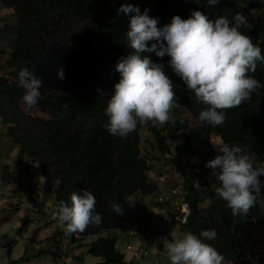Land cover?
Here are the masks:
<instances>
[{
	"label": "trees",
	"instance_id": "obj_1",
	"mask_svg": "<svg viewBox=\"0 0 264 264\" xmlns=\"http://www.w3.org/2000/svg\"><path fill=\"white\" fill-rule=\"evenodd\" d=\"M244 2L241 5L235 0H219L209 6L206 0H0L1 5L16 13L17 19L12 27V47L0 61V120L18 147V165L27 169L30 163L37 162L44 188L55 184L56 204L68 203L70 193L81 189L94 195L101 223L88 225L76 247L86 248L93 258L102 259L97 264L125 263L124 254L116 248L117 238L111 234L123 227L132 195H149L157 190L145 175L149 158H144L141 147L144 126L138 121L136 129L125 137L110 135L103 127L107 99L80 91L51 90L27 64L44 54L50 40L63 38L78 49L98 51L117 81L114 65L131 51L124 32L132 13L118 14L121 4H132L141 12L147 8V15L158 18L157 26L167 23L172 15L187 18L192 10L201 11L210 20L225 16L231 21L234 14L240 13L251 24V28L240 30L264 55V20L251 14L263 4L260 0ZM141 55L163 63V71L173 84L176 104L169 109V119L148 130L151 146L165 156L181 182L180 199L189 210L182 228L196 235L202 229H215L216 237L205 242L232 264H264V211L253 206L246 215H232L215 195L219 182L213 187L204 167L215 153L214 139L220 144H235L242 154L257 160L254 165L264 167V64L257 61L255 71L248 73L261 87L238 106L224 109L222 124L212 127L198 120L200 127L192 128L181 117L182 109L197 118L206 105L190 99V91L167 66L166 55ZM20 68H27L41 80V95L30 109L20 99L24 92L17 83ZM186 169L196 178V184L188 180ZM258 179L264 181V175ZM261 197L264 198V185ZM112 202L123 207L121 214L113 212ZM21 221L19 233L31 218Z\"/></svg>",
	"mask_w": 264,
	"mask_h": 264
},
{
	"label": "clouds",
	"instance_id": "obj_2",
	"mask_svg": "<svg viewBox=\"0 0 264 264\" xmlns=\"http://www.w3.org/2000/svg\"><path fill=\"white\" fill-rule=\"evenodd\" d=\"M206 3L216 5L219 0H206ZM116 11L118 14L132 13L124 32L131 51L114 65L118 80L112 84L103 109L106 117L103 127L110 135L125 137L136 129L138 121L151 120L162 125L169 119V109L176 104L172 81L163 71L164 64L153 62L147 55H141L142 52L168 57L167 66L190 91V99L206 105L198 112L197 119L212 127L224 122V109L238 106L261 87L260 82L248 73L255 71L257 61L264 64V55H261L260 47L240 30L241 27L251 28L242 14H234L231 21L225 16L210 20L201 11L192 10L187 18L172 15L167 23L157 26L158 18L147 15V8L141 12L132 4H121ZM56 76L63 78L61 70L57 69ZM17 83L24 89L20 99L25 108L30 109L41 95V80L27 68H20ZM215 152L213 158L204 162V167L211 169L219 182L214 189L216 197L225 202L224 206L234 216L246 215L253 206L264 211V198L261 197L264 181L258 179L264 175V167L254 165L257 160L242 154L235 144L221 143ZM155 199L169 216L171 214L164 205L185 204L182 201L165 202L160 195ZM35 201L38 199L33 198L26 204ZM39 202L40 208L42 202ZM53 203L56 204L55 201L50 204ZM95 203L94 195L81 189L79 193H70L68 203L56 204L52 217L67 233H81L88 225L101 223ZM111 208L117 215L123 211L116 202L111 203ZM40 211L35 212L39 214ZM50 212L51 206L41 219L45 226L51 224L44 221ZM49 237L66 238L76 245L81 240L69 239L57 228ZM215 237V229H202L199 235L186 231L172 239L161 236L158 240L162 242L170 264H222V254L205 242ZM72 248L65 246L62 250L64 262L76 246Z\"/></svg>",
	"mask_w": 264,
	"mask_h": 264
},
{
	"label": "crops",
	"instance_id": "obj_3",
	"mask_svg": "<svg viewBox=\"0 0 264 264\" xmlns=\"http://www.w3.org/2000/svg\"><path fill=\"white\" fill-rule=\"evenodd\" d=\"M2 20L3 17L0 11V30L4 27ZM5 34L6 33H2L1 35L5 36ZM1 43L7 45L9 48L12 46V41L9 44L5 41V39H3ZM151 141L152 138H146V143H141V147L144 158L153 159H147L148 167L145 174L146 179L149 182L157 185V191L154 193L157 195L149 194L141 196L139 194H134L129 199L126 221L123 227L115 230L111 234L116 236L117 240L119 239L121 241V246L123 248L122 253L124 254L125 259L124 264H170L166 256L157 254L155 246L163 249L162 242L159 241L158 238L163 236L172 239L177 234L186 232V230H184L179 223L170 221L171 218L166 210H164L160 203H158L155 199L156 196L160 195L164 198L165 202H181L180 197L183 194V191L180 189L181 183L178 180L177 173H175L173 167L166 162L165 156L151 146ZM12 142L13 141L9 138L6 140V143H10L8 146L6 144H2L0 146V188L3 191V194L8 196L11 201H18L20 209L0 204V223L7 220L9 221L12 217H18L20 220L21 218L29 217L23 213V206L27 201L31 200L30 198L33 199L36 197L43 199V205H40L41 211L38 214L39 220L41 221L43 214L49 211L48 202L51 203L54 201V189L50 186L46 191H44V180L40 172H37L36 175L27 177L26 175L18 173V168H14L15 164L13 162V165L9 163V158L14 157V151L16 150V145ZM185 171L187 173L188 180L196 184V178L189 172V170L186 169ZM205 171L209 173L212 170L205 167ZM22 199H24V201H21ZM134 199L140 200L132 205ZM135 216L137 217V221L140 219L143 221L141 223L143 227V229L141 228L142 232L139 231V225H136L137 227L135 228ZM1 227L3 226H0V228ZM129 230H132L134 234L129 236ZM42 232L45 233V236ZM50 234L51 232L48 231L45 226L44 228L42 227L41 229H37L36 239L31 241V244L34 245L35 249L37 248L36 245L39 243L45 245L49 244L52 247V250H50L49 253H51L53 261H55L54 264H66L68 258L76 259L77 256L74 254V251L83 249L76 247L73 251H71V253L68 251L69 255L66 257L64 262L62 259L63 257L61 256L64 247L67 246L68 249H71L73 246L77 245L75 243L70 244L72 241H68L66 238L58 240L55 237H49ZM9 238L11 237L4 235L1 236L0 233V244L7 245L9 248L8 254L11 255L14 241H17L18 239L15 240L14 238V241H11ZM128 243L131 247L126 249L125 246ZM133 252H137L135 257H133ZM10 255L7 257L10 258ZM97 259L98 263L102 262V259Z\"/></svg>",
	"mask_w": 264,
	"mask_h": 264
},
{
	"label": "rangeland",
	"instance_id": "obj_4",
	"mask_svg": "<svg viewBox=\"0 0 264 264\" xmlns=\"http://www.w3.org/2000/svg\"><path fill=\"white\" fill-rule=\"evenodd\" d=\"M235 1L238 4L245 5V2H244L245 0H235ZM260 3L263 4V6L260 7L259 9L251 11V14L253 17H259V18H262L264 20V0H260ZM0 11H1V14L3 17L2 22L4 24V27H2V30H0V32H1L0 35L2 33H6L5 36H2V35L0 36V61H4V59L7 56L8 51L11 48H9L7 45H4L3 43H1V41L3 39H5V41H7L9 44L11 43V41H12L11 44H13L14 30L12 29V27H14L16 25L17 19H16V13L11 8H6L0 4ZM7 25L10 28H8ZM263 26H264V24H263ZM7 33H9V34H7ZM181 117L184 120H186L189 123L188 125L191 126L192 128L200 127V122L198 121V119L193 114L188 112L187 110L182 109ZM141 124L144 126V130L142 132V137H141V140L143 139L142 143H144V144L146 143V141H145L146 138L149 137V130H148L149 126H152L153 124H155L156 126L160 127L163 125V124L161 125L159 123L153 122L151 120H144L141 122ZM6 133H7L6 132V126H5V124L2 123V121H0V146L2 144H6L7 146L10 144V143H6V140L9 139V137L7 136ZM213 142H214V146H215L214 149L216 150L219 147L220 142L217 139H214ZM17 153H18V147L16 145V150L14 151V157L9 158V160H10L9 163H11L12 165H13V163L15 164L14 168H16V167L18 168L19 174H23V175H26L27 177H30L32 175H36L37 172L41 173L40 167H39L37 162L30 163L29 166L27 167V169H23L21 167V165H18L17 159H16ZM215 153L211 155V158L214 157ZM149 160H153V159H149ZM207 174L210 177L211 185L214 187L216 184V180H215V176H214L213 171H211ZM178 180H179V178H178ZM179 182H180V180H179ZM50 186H52V189H54L55 184L49 185V186H47V188H44V186H43L44 191H46ZM154 195H157V194H154ZM36 199L40 200L42 202L41 204L43 205V199L42 198L36 197ZM139 200L134 199L132 205L134 203H137ZM21 201H24V199H22ZM16 202H18V201H16ZM48 206H52V204H50L48 202ZM39 209H41V208H39ZM23 211H24L23 212L24 214H26L27 216H29L31 218V221L28 224V226L23 228V230L20 232V234H18L17 229L22 228L23 223L18 217H12L11 220L3 221L2 223H0V226H3L0 228L1 236H3V235L9 236V237H11V238H9L11 241L14 240L15 236H17V235L20 236L17 241H14V246H13V250H12L11 255L8 254L9 253L8 252V249H9L8 246L4 245V244L3 245L0 244V264H54L55 261H53V257L51 255V253H49V251L52 250V247L49 244H46V245L41 244V243L37 244V242H36V244H37V245L35 244L37 246L36 249L34 248V245L31 244V241L36 239L37 229H39V228L41 229L42 227L44 228L45 225L39 220V215L36 214L35 211L30 209L27 206V204H26L25 209ZM142 222H143L142 219L137 221V217L136 216L134 217L135 228L137 227L136 225H139V231L140 232H142V229H143V227L141 225ZM175 223H177V222L175 221ZM13 226H15V229H14L15 231L12 230ZM45 227L51 233L56 230L55 225L52 223L45 226ZM135 233H137V232H135ZM42 234L45 236L44 232H42ZM121 234H123V233H121ZM116 247L119 250H121V252H122L123 248L121 246V241L119 239L116 242ZM74 254L77 256V258L76 259L68 258L66 264H97L98 263V259L93 258V256H91L87 252L86 248L79 249L77 251L75 250ZM9 255H10V258L7 257ZM68 255H66V256H68Z\"/></svg>",
	"mask_w": 264,
	"mask_h": 264
},
{
	"label": "water",
	"instance_id": "obj_5",
	"mask_svg": "<svg viewBox=\"0 0 264 264\" xmlns=\"http://www.w3.org/2000/svg\"><path fill=\"white\" fill-rule=\"evenodd\" d=\"M44 79L47 87L67 93L80 91L105 99L116 77L108 62L95 49H78L65 39H52L44 54L27 64ZM61 70L63 78H57Z\"/></svg>",
	"mask_w": 264,
	"mask_h": 264
},
{
	"label": "built area",
	"instance_id": "obj_6",
	"mask_svg": "<svg viewBox=\"0 0 264 264\" xmlns=\"http://www.w3.org/2000/svg\"><path fill=\"white\" fill-rule=\"evenodd\" d=\"M253 161H254V159H253ZM0 203L5 204V205H10V206H12L14 208H18L19 207V204L16 201L15 202L11 201L8 196H5L2 193L1 188H0ZM39 204H40V202L38 200V201H35V202L27 203V206L30 209H32L33 211H38L39 210ZM164 207L171 214V216L173 217V220H176V222H178L179 224H185L186 223V218H187V215H188V209H187L185 204H178L176 202V203L166 204V205H164ZM56 208H57V205L53 203L52 206H51V212L47 216L44 217V221L53 223L56 226V228L62 234H65V236H67L69 239H72V240H80V239H82V235H81L80 232L67 233L63 229V227L61 225H59L53 219L52 213H53V211L56 210ZM13 229H15V226H13ZM133 234H134V232L132 230H129V236L133 235ZM15 239H18V236H16ZM130 247H131V245L129 243L126 244V246H125L126 249H129ZM155 249L157 251V254L165 256L163 249L158 248L157 246H155ZM136 255H137V252H133V257H135ZM222 264H229V262L222 261Z\"/></svg>",
	"mask_w": 264,
	"mask_h": 264
},
{
	"label": "bare ground",
	"instance_id": "obj_7",
	"mask_svg": "<svg viewBox=\"0 0 264 264\" xmlns=\"http://www.w3.org/2000/svg\"><path fill=\"white\" fill-rule=\"evenodd\" d=\"M222 261H224V262H226V261H227V262H229V264H232V263H231L229 260H222Z\"/></svg>",
	"mask_w": 264,
	"mask_h": 264
}]
</instances>
